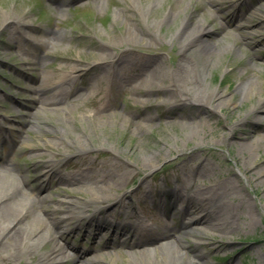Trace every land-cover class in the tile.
I'll return each mask as SVG.
<instances>
[{"label": "rangeland", "instance_id": "obj_1", "mask_svg": "<svg viewBox=\"0 0 264 264\" xmlns=\"http://www.w3.org/2000/svg\"><path fill=\"white\" fill-rule=\"evenodd\" d=\"M101 1L0 0V154L5 157L10 150L3 137L11 133L18 136L15 148L30 145L8 158L0 175L13 176L22 184L27 174L28 193L20 203L28 217L20 224L30 236L41 234L33 255H39L50 238L43 226L38 227L47 206L31 202V196L48 198L49 205L61 207L66 214L67 204L90 196L81 182L127 174L125 185L111 189V199L95 200L87 210L75 212L80 214L77 221L62 227L68 231L58 241L93 248L96 229L87 226L91 217L86 215L93 213V218L116 223L136 212L139 221L166 233L153 237L139 231L140 237L149 239L146 245L151 250L159 249L156 242L166 237L172 245L189 243L190 251L178 264L190 260L199 264H264V125L257 132L249 125L253 115L264 116V109L259 108L264 106V0H232L229 8L220 3L224 0H180L175 7L179 18L168 29L156 23L160 15L173 10L172 0H106L103 6L97 5ZM191 11L194 22L212 20L209 39L198 51L202 56L193 53L191 65L200 75V88L220 91L228 98L221 107H214L213 113L178 106L173 95L187 90L188 84L166 78L169 75L163 66L177 51L173 33L180 17ZM236 11L241 12L239 22L246 27L233 25ZM128 27L136 35L128 37ZM149 27L154 36L151 45L160 49L138 46L146 44L140 30ZM45 36L56 45L54 50L42 49ZM102 49L108 59L122 53L130 60L116 66L113 77L97 75L98 64L104 59ZM155 52L159 55L154 56ZM136 57L146 62L140 66L144 69L155 63L148 61L150 57L162 61L165 76L154 81L151 91L141 85L142 94L138 95L124 81L129 74L137 75V65L125 64ZM74 64L86 69L78 73L72 69ZM68 74L75 76L70 79ZM49 97L57 102L43 103ZM99 105L105 109L99 112ZM149 117L153 119L149 121ZM138 120H142L140 125ZM145 121L149 123H142ZM191 124L200 131L191 130ZM233 133L245 137H231ZM241 142L248 147L245 153L239 151ZM130 148L134 157L125 153ZM245 155L256 170L263 167L254 178L245 171ZM154 158L156 164L149 166ZM140 182L152 190L149 196L138 197ZM114 196L120 197L117 207L111 206ZM194 203L201 208L197 215L211 212L216 218L217 211H223L228 203L235 205L237 213L229 223L218 217L222 224L218 230L204 228L205 221L181 227L183 219L194 214ZM157 217L165 224L157 225ZM48 227L53 230L52 224ZM101 230L102 238L111 235L112 228L103 225ZM1 232L0 221V264H12L4 260L7 252L1 243L6 230ZM131 244L130 238L122 239L120 247L94 248L78 260L54 264H131L137 252Z\"/></svg>", "mask_w": 264, "mask_h": 264}, {"label": "bare ground", "instance_id": "obj_2", "mask_svg": "<svg viewBox=\"0 0 264 264\" xmlns=\"http://www.w3.org/2000/svg\"><path fill=\"white\" fill-rule=\"evenodd\" d=\"M216 0H209V2H215ZM232 0H226L220 1L221 4H224L225 7H230L232 4L230 3ZM171 3V7L173 10H167L164 12L163 15L157 18V23L159 25V28L164 25V28H170V25L172 22H174L178 17V13L176 12L175 7L179 6L181 1L180 0H172L169 1ZM199 10V9H198ZM241 18V12L236 11L233 13V20L235 21L233 25H235L237 28L246 27L244 22H239V19ZM194 14L191 12L187 14H183L180 17V22L176 27L175 33H173V36L176 40L177 44V51L173 55V59L168 65H163L165 68V72L169 76L166 75V78H171L173 81H185L188 84L187 90H183L180 95L175 94L173 95V99L177 101V105L181 107H187L190 108V110H198L201 112H214V107H221L225 101H227L228 98L223 97L221 95L222 93L220 91H214L209 90L205 88H200L201 86V79L199 73L196 71L195 66L191 65V55L197 54L201 55L202 53L198 52L201 48L205 46V42L207 39H209V34L211 33V23L212 20H206L204 23L200 22H194ZM222 28V25H220ZM141 37L145 39L146 44H138V46H147V47H155L156 45H151L154 36L153 30L149 27V30L141 29ZM134 33V31L128 27L127 29V35L128 37H131L130 34ZM135 34V33H134ZM137 34L139 35L138 31ZM136 35V34H135ZM133 35V36H135ZM49 37L45 36L42 40V45L46 46V50H54L56 46L52 49V46L49 45L50 41L48 40ZM130 43V40L128 41ZM156 49H160L156 48ZM103 53V54H101ZM100 55L103 60H100V63L98 64V69L96 74L101 75L103 77L108 76L113 77L112 73L116 66L119 67L120 63L124 60H130L128 55H122V53H118L115 55L112 59H108L110 57L107 52L102 49L100 52ZM159 54L155 52L154 56H158ZM131 56V55H130ZM143 59V58H142ZM151 57L148 58V61L155 62L153 65L150 66L149 69H144L140 66H144V61H141V57H136L132 61H128L125 64L134 63L135 67L134 69L137 72V75L129 74V77H127L124 81L132 86V89L135 94H142L140 92V89L142 88L141 85H145V89L148 91L152 90L153 83L157 79H163L165 78L164 72L162 70V61H156L155 59H152ZM141 61V62H140ZM138 62V63H136ZM72 69H75L78 71V73L84 72L86 69L82 66H77L74 64L72 66ZM84 69V70H83ZM134 71V70H133ZM77 73V74H78ZM75 76V75H72ZM71 74H68V78H73ZM136 77V78H135ZM137 79H142L141 84H136ZM46 80V78H44ZM124 85V84H123ZM35 90H38V88H35ZM143 90V88H142ZM194 90V92H192ZM94 91V90H93ZM95 92V91H94ZM93 94V93H92ZM264 101V97H261ZM39 99V98H38ZM41 100V99H39ZM139 101V100H138ZM137 101V102H138ZM57 102V98H48L45 99L43 103H49L54 104ZM261 110L264 109V106L261 105L259 107ZM105 108L102 105L98 106V111H102ZM186 114L182 115V117L185 119ZM147 119V118H146ZM153 119L152 117H149V121ZM264 116L263 115H253V117L250 118V127L254 128L252 130H255L257 132V129L264 125ZM142 120H138L137 122H140ZM149 121L142 122L144 124H148ZM232 126V125H230ZM197 125L191 124V130H196L199 132L200 130L197 128ZM231 135V137L234 138H244L245 136L240 137L239 135ZM261 141V137L259 139V142ZM247 145L243 142L239 144V151L245 153L247 152ZM126 155L129 157H134V152L132 148L125 151ZM160 157H163L164 154L160 153ZM248 155H245V171L248 172L251 176V178L256 177L261 171H263V167H260L259 170H256L254 168L255 166L250 165L248 163ZM156 158L153 160L151 159V162L149 166H154L156 164ZM140 164V163H138ZM141 166V165H140ZM2 169V168H1ZM27 174L24 175V180L22 184L17 181L13 176L8 175H0V221L2 223V232L6 230V232L2 233V246L5 245V250L7 254L4 257L5 262L11 261L12 264H54L58 262H65L68 260H78L85 254L87 255V252H90L91 249H106L108 247H120V243L123 239L130 238L132 240L131 247L134 248L137 252L134 256L131 258V264H178L182 261L184 256L190 251V245L189 243L177 242L176 244H169V240L166 237L162 238L163 242L157 241L156 243H160L157 246H159V249L151 250L152 248L149 247V245H146L147 241L149 239L140 237V232H148L151 235L156 234L158 235H164L165 232L158 231L156 228L158 226H148V223L145 224L143 221H139L138 216L136 215V212L132 213L130 218L126 219V221L122 222H116L114 223L111 220H108V218H105L104 220H98V218H93L88 214L86 215L89 218L91 217V220H88L87 226H95L94 229H96L93 233L92 242L93 248H84L81 249L77 246L74 247V245L69 244L66 245L65 243H60L58 239L60 240V237L63 236V234L68 231L66 228H63V226L67 224H71L74 221H77L76 218L79 217L80 214H77L75 212H81L83 210H87V207H89V204L95 200L104 199L110 196V191L113 188H116L121 185H125L128 182V176L127 174H119L112 180H105L103 177L100 181L98 178H94L91 180L90 183H87L85 181L81 182L82 185H86L85 192L89 193L90 196H88V199H85L81 202H72L71 204H67L66 207L69 209L66 214L62 213V208L54 205L51 206L48 204V198H42L38 200L37 198L33 199L34 197L31 196L30 201L34 203L41 204L42 206H47V209H45L44 212V218L40 220V223L38 225L39 228L42 226L46 229L45 231L48 233L50 238L49 245L44 244L45 248H42V251L39 252L40 254L37 256L33 255V250L35 247V244L38 243L37 241L40 240L41 234H33L30 236L29 234H26L24 230L21 228V221H24L26 217H28L27 211H24L23 203H20V199L22 196L27 195V189L28 185L26 182ZM59 180H69V178L64 176H58ZM144 182H140L142 188L140 190V194H138L139 198L147 197L149 196L148 193H150L152 190L149 188L148 185L143 184ZM31 188V187H30ZM175 193H178V190L175 189ZM216 193V191H214ZM134 194V193H133ZM207 198V197H206ZM111 199V198H110ZM112 207L116 206L120 202V197L114 196L112 197ZM71 200V199H70ZM162 203L165 202L163 198H161ZM194 201V200H193ZM192 201V202H193ZM191 202V203H192ZM194 207L193 209V215L189 214L185 217V220L180 223L181 227L188 228V227H195L196 222H202L205 221L207 224L204 225V228L207 226H210L214 230H218L219 227H222V224L218 221V217H223L225 219L224 222H233V216L236 215L237 209L234 204L228 203L225 206V209L223 211L216 209L213 211L215 213L218 212V216L215 218L214 215L211 212H207L205 215H197L196 213L201 211L200 206L196 205L195 203L192 205ZM102 208V207H101ZM99 208L98 212L101 210ZM105 209V208H104ZM114 209V208H113ZM172 211L175 210L174 207H171ZM190 211L189 205L187 204V213ZM217 211V212H216ZM85 212H82L81 216L85 215ZM196 215V216H195ZM80 216V217H81ZM112 218V217H111ZM156 224L157 225H164L162 218H156ZM95 222V223H93ZM48 224H52L53 230H49ZM136 224L137 227H136ZM103 225L108 226L109 228H112L111 235L109 237L102 238L100 235L102 234L101 227ZM61 228V229H60ZM199 228V227H198ZM85 229V228H84ZM86 231V229H85ZM140 231V232H139ZM87 232H89V229H87ZM203 232V231H202ZM54 233H57L56 235H53ZM203 233H206L205 231ZM1 235V234H0ZM145 236H148L145 234ZM155 236V237H156ZM58 238V239H57ZM150 238V237H147ZM120 241V242H119ZM25 246V248H23ZM157 246H155L157 248ZM161 246L169 247L167 250L164 248L161 249ZM19 251H23V255L19 254ZM197 256L200 253L195 252ZM27 257V258H24ZM187 264H199L198 261L190 260L187 262Z\"/></svg>", "mask_w": 264, "mask_h": 264}]
</instances>
